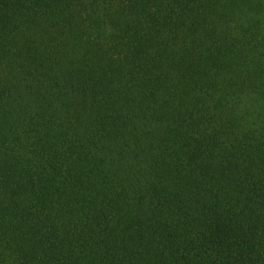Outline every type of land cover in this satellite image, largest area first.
<instances>
[{
	"label": "trees",
	"instance_id": "trees-1",
	"mask_svg": "<svg viewBox=\"0 0 264 264\" xmlns=\"http://www.w3.org/2000/svg\"><path fill=\"white\" fill-rule=\"evenodd\" d=\"M0 264H264V0H0Z\"/></svg>",
	"mask_w": 264,
	"mask_h": 264
}]
</instances>
